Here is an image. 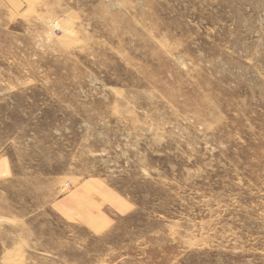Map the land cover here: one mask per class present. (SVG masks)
<instances>
[{"label":"rangeland","instance_id":"rangeland-1","mask_svg":"<svg viewBox=\"0 0 264 264\" xmlns=\"http://www.w3.org/2000/svg\"><path fill=\"white\" fill-rule=\"evenodd\" d=\"M0 264H264V0H0Z\"/></svg>","mask_w":264,"mask_h":264}]
</instances>
